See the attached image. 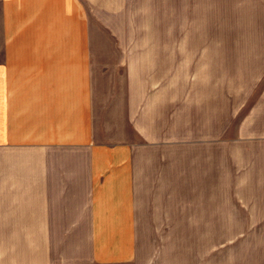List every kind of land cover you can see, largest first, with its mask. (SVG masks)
Masks as SVG:
<instances>
[{
  "label": "crops",
  "instance_id": "obj_1",
  "mask_svg": "<svg viewBox=\"0 0 264 264\" xmlns=\"http://www.w3.org/2000/svg\"><path fill=\"white\" fill-rule=\"evenodd\" d=\"M153 8L0 0V264H165L186 232L218 264L219 232H264V0L177 49Z\"/></svg>",
  "mask_w": 264,
  "mask_h": 264
},
{
  "label": "rangeland",
  "instance_id": "obj_2",
  "mask_svg": "<svg viewBox=\"0 0 264 264\" xmlns=\"http://www.w3.org/2000/svg\"><path fill=\"white\" fill-rule=\"evenodd\" d=\"M216 6V18L210 17V0H198L197 8L187 9L185 24L178 15L177 0H169V8H162L161 0H154L153 21L137 24V31L154 33V45L177 49V34L182 31H225V0H213ZM165 4V1L163 2ZM157 5H159L157 7ZM168 11V12H167ZM211 19L214 21L211 22ZM182 23H181V22ZM168 34V35H167ZM167 35V36H165ZM167 37V38H166ZM189 42V41H187ZM219 46L221 42L218 41ZM177 237L169 242L165 250V264H194L195 245L192 232L174 233ZM174 239V238H173ZM218 264H264V232H219ZM159 264V263H153ZM161 264V262H160Z\"/></svg>",
  "mask_w": 264,
  "mask_h": 264
}]
</instances>
